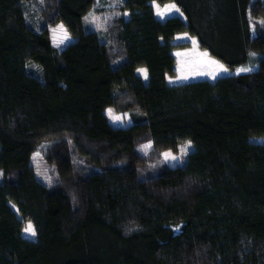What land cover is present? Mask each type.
<instances>
[{
	"label": "trees",
	"instance_id": "trees-1",
	"mask_svg": "<svg viewBox=\"0 0 264 264\" xmlns=\"http://www.w3.org/2000/svg\"><path fill=\"white\" fill-rule=\"evenodd\" d=\"M24 1L0 0V264H264V141L252 140L264 137V0H123L113 48L85 25L96 0H58L62 49L26 22ZM152 1L185 19L160 20ZM184 32L229 69H256L169 83ZM108 106L131 124L113 125ZM144 137L193 149L142 178ZM44 143L71 186L36 177ZM72 155L92 167L83 177Z\"/></svg>",
	"mask_w": 264,
	"mask_h": 264
},
{
	"label": "rangeland",
	"instance_id": "rangeland-1",
	"mask_svg": "<svg viewBox=\"0 0 264 264\" xmlns=\"http://www.w3.org/2000/svg\"><path fill=\"white\" fill-rule=\"evenodd\" d=\"M58 0H26L24 1L25 19L26 22L35 28H42L47 26L50 31L51 41L54 47L62 49L69 42L72 41V36L61 24H51L50 21L54 16L57 8ZM123 0H96L92 9L85 17V25L88 28L96 29L100 32L104 41H107L111 48L115 47L116 38L113 30V20L119 12L115 7L120 6ZM155 14L160 20L178 15L185 19L183 12L178 8L174 2H167L160 4L152 1ZM264 25V19L258 18L253 20V30L257 31L258 26ZM174 43L181 44L174 50L176 58V74L168 76V82L171 84L195 81L201 79L216 80L217 78L225 75L241 74L256 69L254 66H239L236 69H229L222 61L210 55V53L201 48L199 41L196 37L187 32L178 34ZM29 69L38 72L39 67L30 65ZM138 73L146 82L149 79L147 70L143 68L138 69ZM134 109V107H133ZM131 111V110H130ZM130 111L125 110L121 106H108L105 112L110 122L115 126H126L131 124L132 118ZM252 140L264 141V137H253ZM51 142V144H53ZM193 149V146L186 142L181 145L179 151L174 152L171 149L158 151L152 144L149 137L142 138L137 145V150L143 156L144 162L139 167V174L142 178L153 177L165 167H175L182 165ZM50 147L47 143L38 146L32 155V165L35 170L36 177L50 187H57L64 185L67 187L71 182H64L58 174V168L55 161L50 158ZM74 166V177H83L87 171L92 167L88 163L76 155H72ZM1 180V177H0ZM76 199V198H75ZM75 206L78 207L76 201ZM16 209V206L13 205ZM29 229H31L29 231ZM176 231H180V226L175 227ZM23 234L31 239H36V231L32 222L26 221L23 229Z\"/></svg>",
	"mask_w": 264,
	"mask_h": 264
},
{
	"label": "snow or ice",
	"instance_id": "snow-or-ice-1",
	"mask_svg": "<svg viewBox=\"0 0 264 264\" xmlns=\"http://www.w3.org/2000/svg\"><path fill=\"white\" fill-rule=\"evenodd\" d=\"M31 229H29V231H30Z\"/></svg>",
	"mask_w": 264,
	"mask_h": 264
},
{
	"label": "crops",
	"instance_id": "crops-1",
	"mask_svg": "<svg viewBox=\"0 0 264 264\" xmlns=\"http://www.w3.org/2000/svg\"><path fill=\"white\" fill-rule=\"evenodd\" d=\"M143 68V67H142Z\"/></svg>",
	"mask_w": 264,
	"mask_h": 264
}]
</instances>
